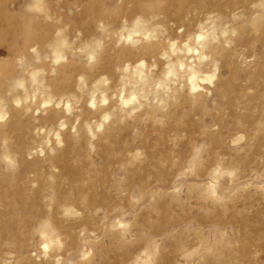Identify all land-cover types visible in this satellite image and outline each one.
I'll use <instances>...</instances> for the list:
<instances>
[{"label": "rangeland", "instance_id": "rangeland-1", "mask_svg": "<svg viewBox=\"0 0 264 264\" xmlns=\"http://www.w3.org/2000/svg\"><path fill=\"white\" fill-rule=\"evenodd\" d=\"M0 264H264V0H0Z\"/></svg>", "mask_w": 264, "mask_h": 264}, {"label": "bare ground", "instance_id": "bare-ground-1", "mask_svg": "<svg viewBox=\"0 0 264 264\" xmlns=\"http://www.w3.org/2000/svg\"><path fill=\"white\" fill-rule=\"evenodd\" d=\"M199 38H201V35L198 34L197 35V39H199ZM192 78H194V76H192Z\"/></svg>", "mask_w": 264, "mask_h": 264}]
</instances>
